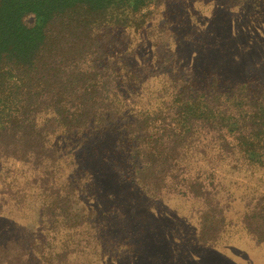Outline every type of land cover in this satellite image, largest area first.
Listing matches in <instances>:
<instances>
[{
	"label": "trees",
	"instance_id": "obj_1",
	"mask_svg": "<svg viewBox=\"0 0 264 264\" xmlns=\"http://www.w3.org/2000/svg\"><path fill=\"white\" fill-rule=\"evenodd\" d=\"M225 1L0 0V219L41 218L28 263H118L184 222L198 246L264 248V85L177 50L228 3L264 19V0ZM142 198L177 205L172 226Z\"/></svg>",
	"mask_w": 264,
	"mask_h": 264
},
{
	"label": "rangeland",
	"instance_id": "obj_2",
	"mask_svg": "<svg viewBox=\"0 0 264 264\" xmlns=\"http://www.w3.org/2000/svg\"><path fill=\"white\" fill-rule=\"evenodd\" d=\"M223 2L227 4L225 0ZM228 6L231 9L218 7L215 14L207 13V17L201 18V21L195 25L196 30L193 31V37L200 35L196 41L194 38L193 41L183 39L177 46L180 57L188 58L193 66L200 67L204 64L224 65L227 56L226 60L233 62L232 65L228 63L226 72L229 75L236 78L245 77L264 85V19L251 20L248 14H243V8L234 7L231 3H228ZM25 22L33 26L35 16H27ZM220 24L228 26L227 30L221 32L224 36H222L224 39L221 37L223 43L211 33L212 27ZM128 194L135 198L140 195L137 190H132ZM160 204V202L142 198L137 208H140L142 212H151L153 222L159 224L165 220L166 225L172 226L173 221L169 213L177 205L162 206ZM212 208L215 207L212 206ZM33 218L28 223V227L23 220H21L23 224L19 221L21 224L14 226L9 220L0 219V245H6L11 236L22 240L19 248L10 245L9 253H0V264H30L28 263L31 260L30 255L26 256V252H29L27 249L29 243H26L30 233L28 228L31 230L41 220L36 215ZM124 221L121 220V222ZM182 225L185 229L183 227L180 231L176 230V233H174L175 230L171 231L167 239L159 237L164 233H153L150 242L146 243L144 249L137 254V258L124 255L118 259L120 260L118 263L107 264H264V248L255 247L243 232H232L230 237L234 238L233 241L222 242L216 248H206L195 243L197 236L188 222ZM167 228L162 232H166ZM2 229H5V232H2ZM167 230L170 231V229ZM30 251H32L31 248Z\"/></svg>",
	"mask_w": 264,
	"mask_h": 264
}]
</instances>
